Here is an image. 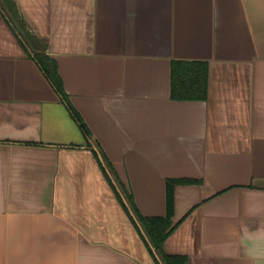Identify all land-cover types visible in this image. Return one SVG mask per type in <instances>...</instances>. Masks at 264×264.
<instances>
[{
  "label": "crops",
  "instance_id": "obj_1",
  "mask_svg": "<svg viewBox=\"0 0 264 264\" xmlns=\"http://www.w3.org/2000/svg\"><path fill=\"white\" fill-rule=\"evenodd\" d=\"M168 214L167 254L264 264V0H0V264H163Z\"/></svg>",
  "mask_w": 264,
  "mask_h": 264
},
{
  "label": "trees",
  "instance_id": "obj_2",
  "mask_svg": "<svg viewBox=\"0 0 264 264\" xmlns=\"http://www.w3.org/2000/svg\"><path fill=\"white\" fill-rule=\"evenodd\" d=\"M20 35L23 34L26 29L17 27ZM35 59L39 63L40 67L43 69L44 73L54 86V88L59 93L60 97L64 103L68 106L70 113L80 124L84 133L87 137L90 135V131L83 121L79 112L71 104L67 92L65 91L64 84L61 76L58 73L57 66L53 60H51L45 53L35 51L33 53ZM190 63V62H189ZM188 62L184 61H174L172 63V86H173V96L175 98L181 97V88L184 85V80L182 79L185 74H188L190 69H195V64L192 66L186 65ZM191 67V68H190ZM198 69V68H197ZM201 73V72H200ZM184 74V75H183ZM199 74V73H198ZM195 75V79L192 80V84H197L200 89H205L206 85V72L204 74ZM205 91V90H203ZM168 205H171V187H168ZM140 221L143 225L144 231L148 236L150 243L156 253L160 256L163 264H190L188 259L184 256L169 255L164 251V243L169 236L171 231L172 221L170 215L165 217H144L140 215Z\"/></svg>",
  "mask_w": 264,
  "mask_h": 264
}]
</instances>
